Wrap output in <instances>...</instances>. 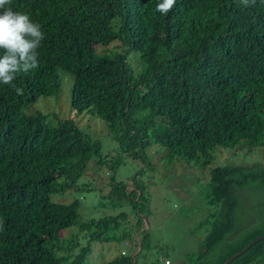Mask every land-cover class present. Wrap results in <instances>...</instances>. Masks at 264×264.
<instances>
[{
  "label": "trees",
  "instance_id": "obj_1",
  "mask_svg": "<svg viewBox=\"0 0 264 264\" xmlns=\"http://www.w3.org/2000/svg\"><path fill=\"white\" fill-rule=\"evenodd\" d=\"M160 2L12 0L10 7L28 14L45 38L38 68L14 81L23 95L0 83V264H88L92 244L135 241L144 216L149 219L147 185L136 179L134 190L120 182L109 195L130 204L136 224L129 213L83 222L78 200L53 201L75 188L102 151L73 120L52 126L46 115L26 113L40 98L59 93L60 70L75 78L73 110L105 121L134 158L160 146L170 160L205 169L217 147L264 149V0L248 6L176 0L166 15L156 11ZM115 42L126 51L97 52ZM133 53L143 65L138 77L129 62ZM120 163L106 165L116 173ZM242 189L263 195L252 220L248 211L240 213ZM202 195L215 212L187 264H225L246 248L229 264H264V163L214 169ZM72 227L88 233L89 244L64 252L61 233ZM141 236L135 263L131 252L128 261L107 264H139L151 238L148 231Z\"/></svg>",
  "mask_w": 264,
  "mask_h": 264
},
{
  "label": "rangeland",
  "instance_id": "obj_2",
  "mask_svg": "<svg viewBox=\"0 0 264 264\" xmlns=\"http://www.w3.org/2000/svg\"><path fill=\"white\" fill-rule=\"evenodd\" d=\"M96 49L99 54L110 55L115 52L124 53L126 51V47L121 42H115L107 47L97 46ZM129 62L135 76H140L143 65L139 54L133 53L129 57ZM60 73L62 86L59 93L52 97L40 98L37 103L26 108V113L29 115L39 113L46 115L48 123L52 126L57 125L60 120H73L86 138L101 144V155L88 163L85 175L75 188L60 192L52 197L55 203L66 205L78 200L81 204L79 215L83 222L99 220L107 216H117L121 213H129L130 219L133 218L132 207L128 202L117 200L109 195L113 191V184L120 182L128 184L130 189L134 190L136 188L133 184L135 179L138 182L142 181L145 186L147 185L149 204L161 217L169 218L171 209L174 206L184 204L189 198H191V204L203 208L206 213L213 215L215 208L210 207L206 197L202 195L203 187L206 188L209 183L211 172L218 167H251L257 163H264V149L251 151L248 150V147H239L240 145L234 149L217 147L213 152L212 163L205 169L180 158L170 160L166 149L160 146H152L146 150L145 157L134 158L122 151L120 144L111 135L105 121L96 117L92 112L78 113L73 110L72 91L75 78L64 70H60ZM99 161H103L105 164H100ZM112 161L121 162L117 172H114L115 174L106 165ZM238 194L242 197L241 215L243 211H248L250 219H254V213L258 209L263 195L246 189L239 190ZM157 219L160 222H165L161 218L157 217ZM131 222L136 224L135 220H131ZM145 223L148 225L149 219L148 222L144 221V226L140 231L146 227ZM167 225L172 226L174 224L169 222ZM205 229L206 227L200 230L203 232ZM167 231L170 232L172 239H179L177 241L184 243L178 246L175 257L185 252L186 254L197 253L200 250L201 244L199 245L196 237L189 236L187 233L185 238H182L184 234H176L172 228H168ZM61 236L64 241V252L72 245L79 249L88 247V233L81 232L79 227H72L63 231ZM139 236L138 231L135 234V241H128V243L138 242L140 239L137 240V237ZM124 252L129 254L122 258L121 253ZM118 257L125 261L131 258L130 251L125 244L96 242L92 244L88 264H107ZM157 258H159L158 254H156ZM163 262L164 264H171V261L167 259H164Z\"/></svg>",
  "mask_w": 264,
  "mask_h": 264
},
{
  "label": "clouds",
  "instance_id": "obj_3",
  "mask_svg": "<svg viewBox=\"0 0 264 264\" xmlns=\"http://www.w3.org/2000/svg\"><path fill=\"white\" fill-rule=\"evenodd\" d=\"M11 3L12 0H0V83L23 95V89L18 88L14 81L21 73L38 68V49L45 37L41 26L28 14L14 11ZM242 3L248 6L249 0H242ZM175 4L176 0H162L156 11L166 15Z\"/></svg>",
  "mask_w": 264,
  "mask_h": 264
},
{
  "label": "crops",
  "instance_id": "obj_4",
  "mask_svg": "<svg viewBox=\"0 0 264 264\" xmlns=\"http://www.w3.org/2000/svg\"><path fill=\"white\" fill-rule=\"evenodd\" d=\"M189 205H191V207H188ZM148 210H149V227L145 223L146 227L143 228L141 231H139L140 236L137 237V240L142 239L141 234L143 231H148L149 234L151 235V238L148 245L146 257L142 258L139 261V264H146V263L164 264L163 262L164 259L171 261V264H187L188 256L194 253L186 254L185 252L175 257L178 246L184 243L177 241L179 239H172L170 236V232H168L167 229L172 228L174 233L179 235L184 234L182 238H185L186 234L188 233L189 236L196 237L197 238L196 240L200 245L203 243V241L206 239L209 233L208 224L211 218L210 217L211 214L206 213L205 209L199 208L198 206H194L193 204H191V198L187 199V202H185L182 205L174 206L170 211L169 218H164L159 216L156 213L155 209H153L150 206V204ZM157 217L163 219L165 222H160L157 219ZM131 220H135L134 217L133 218L131 217ZM169 222L173 223L174 225L172 226L167 225ZM204 227H206V229L205 231L202 232V230L200 229ZM199 234L200 236H198ZM125 245L129 249L130 254L132 252L133 263H135L140 254L139 252L140 245H138V249H137V244L134 242H129V243L127 242L125 243ZM128 254L129 253H126L125 256H127ZM156 254L159 255V258L157 259H156ZM121 256H123V253H121Z\"/></svg>",
  "mask_w": 264,
  "mask_h": 264
},
{
  "label": "water",
  "instance_id": "obj_5",
  "mask_svg": "<svg viewBox=\"0 0 264 264\" xmlns=\"http://www.w3.org/2000/svg\"><path fill=\"white\" fill-rule=\"evenodd\" d=\"M145 221L146 222H148V219H146L145 218ZM149 225V224H148ZM262 238H264V237H261L260 239H262ZM142 239H143V237H142ZM141 239V240H142ZM248 250V248H246V249H244L242 252H240L239 254H236L233 258H231L230 260H228L225 264H229L233 259H235V258H237V257H239V256H241L243 253H245L246 251ZM141 251H142V246L140 245L139 246V252L141 253ZM125 253V252H124ZM125 255H126V253H125ZM140 255V254H139ZM134 259H135V257H134Z\"/></svg>",
  "mask_w": 264,
  "mask_h": 264
},
{
  "label": "built area",
  "instance_id": "obj_6",
  "mask_svg": "<svg viewBox=\"0 0 264 264\" xmlns=\"http://www.w3.org/2000/svg\"><path fill=\"white\" fill-rule=\"evenodd\" d=\"M123 255H125V253H123Z\"/></svg>",
  "mask_w": 264,
  "mask_h": 264
}]
</instances>
